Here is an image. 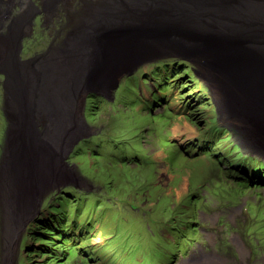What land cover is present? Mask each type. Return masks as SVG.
Returning <instances> with one entry per match:
<instances>
[{"label":"rangeland","instance_id":"374dc122","mask_svg":"<svg viewBox=\"0 0 264 264\" xmlns=\"http://www.w3.org/2000/svg\"><path fill=\"white\" fill-rule=\"evenodd\" d=\"M9 1L11 9L15 0ZM29 2L33 9L27 28L17 35L16 60L30 68L66 50L71 13L80 10L79 20L82 4L96 3L72 0L67 10L53 11L47 0ZM14 7L10 16L22 11ZM2 22L0 17V37L5 38L9 29ZM168 23L184 28L179 21ZM148 30H156L154 36ZM167 30L143 25L97 33L88 75L101 74L105 62L113 69L101 81L85 79L76 108L58 102L80 113L72 139L68 131L53 138V154L41 149L46 159L27 151L32 169L24 190L33 193L44 180L50 184L36 200L30 197L36 204L24 218L8 220L0 198V264H264V168L256 175L237 157L243 153L239 143L247 154L264 157V128L257 126L264 127V114L254 104L261 100L240 92L253 84L242 72L243 58L237 57L264 42V27L259 36L243 30L239 37L213 28L201 31L234 43L219 58L202 52V39L192 41L196 56L193 46L176 43L177 36L160 42ZM113 37L133 41L112 58L107 45ZM228 74L241 84L245 76L246 85L232 87ZM9 77L0 67V183L15 133ZM82 117L98 131L88 138L87 154L73 143L90 131ZM117 151L122 154L106 164Z\"/></svg>","mask_w":264,"mask_h":264},{"label":"bare ground","instance_id":"6f19581e","mask_svg":"<svg viewBox=\"0 0 264 264\" xmlns=\"http://www.w3.org/2000/svg\"><path fill=\"white\" fill-rule=\"evenodd\" d=\"M29 1L15 0L11 9L19 5L22 11H19V15L10 16V1L0 0L2 24L5 21L6 29H9L5 38L0 37V67L10 73L8 105L11 116H16L12 117L14 139L6 157L2 176L4 179L0 183V198L5 205L8 220L16 216L24 218L32 213L36 203L33 205L30 197L36 200L47 185L44 180L38 183L35 192L24 190L26 176L31 174L32 169L27 162V151L33 152V157L39 160L46 159L42 155L43 151L48 155L55 152L53 138L60 139V133L64 136L68 127L76 124L77 111L58 102L63 101L76 108L75 100L83 88V82L88 77H94L88 75L87 69L93 57L91 48L96 49L99 43L96 36L101 29L143 25L154 29L169 24V21H179L183 29L195 35L213 28L214 32H220L226 37H239L241 30L259 36L264 27V0H93L96 3L82 4L79 20L77 16L80 10L71 13L73 29L65 41L66 50L55 51L41 60L37 67L30 68L16 60L19 42L17 35L20 29L27 28L30 11L33 9ZM59 1L63 3L56 5L57 0H47L46 7L47 4L54 7L51 9L53 11L70 8L72 0ZM130 43V39L117 40L113 37L107 47L112 49V55L113 51L123 49ZM188 44L193 46L190 40ZM159 45L166 47L164 43ZM193 49L196 47L193 46ZM237 57L244 60L242 72L246 74L249 84H264V42L252 46ZM110 69H113V65L108 67V71ZM239 90L244 92L243 88ZM59 95L61 97L58 98ZM216 97L221 104L222 93L217 91ZM250 145L253 143L250 142ZM40 154L41 158L38 157ZM41 161L43 163L44 160Z\"/></svg>","mask_w":264,"mask_h":264},{"label":"water","instance_id":"95a60500","mask_svg":"<svg viewBox=\"0 0 264 264\" xmlns=\"http://www.w3.org/2000/svg\"><path fill=\"white\" fill-rule=\"evenodd\" d=\"M163 27H167L168 30L162 33L163 36L160 35V37L158 39L160 42H166L169 39V37L167 39L165 37H167V35L170 36L169 34H171V35H173L175 37L177 36L176 43L182 48L183 47L182 44L185 45V46L188 45L189 47H191L190 44H188L189 40L190 41H197V40H201L202 39L200 41V42H202V44H201L202 52L204 54H206L207 57H209V55L214 56L216 58L223 57L225 54H227L225 49L228 46L230 47V46H232V44H234L231 41L226 42L225 38L221 37L222 38L221 39V38H219V36H216V35L215 36H211V35H208V36L203 35L202 36V35H198V34L195 35L193 33H190L187 29L185 30V29H182V28H179V27H176V26L174 27L173 25H170V24H165V25H163ZM148 31L150 32V34H149L150 37L154 36V33L156 32V30H154V31L148 30ZM126 39H129V38H126ZM117 40H123V38L122 39H117ZM130 40L133 41V39H131V38H130ZM238 44H240L239 41H238ZM19 46H20V43L17 44V48H16V51H17L16 59L17 60H18V57H19V51H18ZM116 50L118 52H120L119 49H116ZM117 51H113L112 52V55H111L112 58L116 57L118 55ZM192 53L195 54V56H196V49H193ZM178 56L179 55H174V56H171V57H178ZM199 60L204 62V63H206L205 60L202 59V58H200ZM110 73L111 72L108 71V65L105 62L103 64V66H102L101 74L97 75V79L100 80L101 77H103L104 75H109ZM228 75L230 77V81H231L232 87H233V85L235 86V88H236V85L239 86V87H242V86L246 85V84H244L245 76L243 77L244 80H243V83L241 84L239 82V80L233 74H228ZM243 93L245 95H248L249 98L252 99V100L255 99V98L256 99L260 98L261 101L260 100L259 101H260L261 104H259L257 102L254 103V104L257 106V109L262 111L263 114H264V84L257 85V83L254 82L252 86H245ZM256 124L254 123V125H252V126H256ZM260 125L261 124H257V126L260 127L261 130H263L264 127H262ZM72 137H73V134L71 132L69 134L68 139H72ZM78 140L77 139L74 140L73 143H77Z\"/></svg>","mask_w":264,"mask_h":264},{"label":"trees","instance_id":"16d2710c","mask_svg":"<svg viewBox=\"0 0 264 264\" xmlns=\"http://www.w3.org/2000/svg\"><path fill=\"white\" fill-rule=\"evenodd\" d=\"M97 100H100V99H97ZM107 144H108V143H107ZM117 144H118V143H117ZM86 149H88L87 146H86V147L84 146V147H81V148H80V150H81L82 152H85ZM138 150H139V149H138ZM119 153H120V151H117V153H116L115 156H108L107 159H106V164H110L109 161H110L112 158H116V157H118V156H119V155H118ZM120 154H122V153H120ZM136 154H137V153H136ZM113 161H115V160L113 159ZM104 162H105V161H104ZM88 170H91V169L89 168ZM91 172H92V171H91ZM76 207H77L78 211L81 210V209L83 208L82 203H81L80 205H77ZM76 224H77V221H76Z\"/></svg>","mask_w":264,"mask_h":264},{"label":"flooded vegetation","instance_id":"af4514ba","mask_svg":"<svg viewBox=\"0 0 264 264\" xmlns=\"http://www.w3.org/2000/svg\"><path fill=\"white\" fill-rule=\"evenodd\" d=\"M10 27V26H9Z\"/></svg>","mask_w":264,"mask_h":264}]
</instances>
